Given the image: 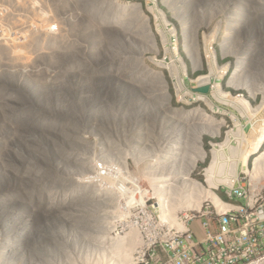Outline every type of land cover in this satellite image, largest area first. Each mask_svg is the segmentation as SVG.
I'll list each match as a JSON object with an SVG mask.
<instances>
[{
    "label": "rangeland",
    "instance_id": "374dc122",
    "mask_svg": "<svg viewBox=\"0 0 264 264\" xmlns=\"http://www.w3.org/2000/svg\"><path fill=\"white\" fill-rule=\"evenodd\" d=\"M262 134L264 0H0V264H87L132 231L136 264L163 209L213 202V149L221 200L264 184Z\"/></svg>",
    "mask_w": 264,
    "mask_h": 264
},
{
    "label": "built area",
    "instance_id": "2783aa9c",
    "mask_svg": "<svg viewBox=\"0 0 264 264\" xmlns=\"http://www.w3.org/2000/svg\"><path fill=\"white\" fill-rule=\"evenodd\" d=\"M262 194L264 184L252 187L250 193L243 191L238 195L245 200L243 208L234 204L235 213L227 218H213L207 201L202 206L205 209L202 220L193 219L194 211H184L178 216L183 217L181 226L156 223V241L143 246L139 253L143 256L136 264H264ZM195 223H200L201 236Z\"/></svg>",
    "mask_w": 264,
    "mask_h": 264
},
{
    "label": "bare ground",
    "instance_id": "6f19581e",
    "mask_svg": "<svg viewBox=\"0 0 264 264\" xmlns=\"http://www.w3.org/2000/svg\"><path fill=\"white\" fill-rule=\"evenodd\" d=\"M172 34H173V32H172ZM165 42L166 41L164 40V43ZM208 53H209V56H210L209 59H210V62H211V65H210L211 66V72H210L209 75L199 76L197 78V80H195V85L197 87H202V86H206V85L210 86L211 85L209 82L211 81V78H212V74H213L212 71H213V68L216 67V65L218 64L217 63L216 52H215L213 47L211 49H209ZM188 57L193 62L195 61L196 57H194L193 54H191V56H188ZM182 66H183L182 67L183 71L186 72L187 71L186 64L183 63ZM242 70H243V61L238 59L237 62H236V68H235L234 72H235V74H237L238 72H241ZM171 74H172L173 77L177 78L178 83L180 84V86L183 85V78L181 77L180 71L178 70L177 67L173 66ZM216 87H217L216 91L212 92V96L213 97H215L217 99L224 98V100H226L228 103H230L231 105H234V106L236 105V103H238V104L240 103V102H237L238 100L241 101V103L246 104L245 100H243L242 98H239V97H236V96L234 97L230 93L224 92L220 85H217ZM181 90H183V89H181ZM179 91H180V89H179ZM210 92H211V88H210ZM186 94H187V92H186ZM198 99H201V100H203L205 102L207 101L209 104L211 103L210 102V98L207 97V95L198 97ZM263 143H264V134L259 135L256 138V144H255V147H254L255 149L254 150L255 151H259L260 148L262 147ZM211 155H212L211 156V160H210L208 166L204 169L205 183H206V185L208 187L207 188L208 190H204L205 192H202V193H204L203 197L205 199H207V200H212L214 202V203L213 202H209V208L211 210V213L213 214V218H227V216L229 214L235 213V205L232 204V203L221 201V199L218 197V195L214 191L215 189H217V187L215 186V177H216L217 174L221 175L223 173L222 171L224 170L223 165L220 164V162L223 161V159H224V155H223V152L222 153L217 152L216 149L212 150ZM203 156H204V153L201 155V157L203 158ZM193 163H195V162H193ZM237 164L238 163H234L232 165V168L230 169V175H232L233 177H236V175H237V173H236L237 172ZM254 164H255V166H254L255 169H253L254 172H253L251 178H252V180H254L255 178H256L255 180H258V178H260V177H256L257 172L260 171V170L262 171V169L264 171V165H263L264 164V152H263V154L261 156H259L255 160ZM192 165H194V164H192ZM192 169H194V167ZM258 173H260V172H258ZM186 176L187 175H185L184 178L189 183H191V186L188 184L190 187H193L194 189H197V190L198 189H202V187L204 186L203 184H201V183H199L197 181H193L190 178V176H187V177ZM219 182L220 183L223 182V183L227 184L230 188H233L234 184H235L234 180H230V179L229 180L228 179H224V180H221V181L219 180ZM203 188H205V187H203ZM129 195H131V194H129ZM162 196H163L162 194H159V196H158V198L160 200V204L161 203L163 204V202H164L163 201L164 199L162 198ZM230 198L233 199L232 194H230ZM131 199L133 200V197ZM260 205H264V194H262L260 196ZM236 208H243V204H241V203L236 204ZM166 211L167 210L163 209V212H161V217L157 221V225H159V226H175V225H177V226L180 225L181 226V225H183V217H171V216H169V214H166ZM204 217H205V209L202 208V207H200L196 211V213L193 214V219L194 220H202V219H204ZM177 218H178V220H177ZM170 222L173 223V225H171ZM127 235H129V236H127ZM127 235H125L124 237H120L117 241L110 242L109 246L103 249V252L98 253L95 257L92 256V260L90 262H87V264H133L135 258L132 257L131 252L133 251V246H134L135 241H136V237L134 236V235H136V233L134 234L133 231H132L130 233H127ZM137 240H138V238H137ZM137 242L138 241H136V244H137ZM125 249H126V251H124Z\"/></svg>",
    "mask_w": 264,
    "mask_h": 264
},
{
    "label": "water",
    "instance_id": "95a60500",
    "mask_svg": "<svg viewBox=\"0 0 264 264\" xmlns=\"http://www.w3.org/2000/svg\"><path fill=\"white\" fill-rule=\"evenodd\" d=\"M196 92H200L203 94H208L210 92V86L206 85V86H202V87H197L193 89Z\"/></svg>",
    "mask_w": 264,
    "mask_h": 264
},
{
    "label": "crops",
    "instance_id": "0c3cea01",
    "mask_svg": "<svg viewBox=\"0 0 264 264\" xmlns=\"http://www.w3.org/2000/svg\"><path fill=\"white\" fill-rule=\"evenodd\" d=\"M194 227H195V230H196L197 234L201 233V235H202V230L200 228V223H195Z\"/></svg>",
    "mask_w": 264,
    "mask_h": 264
},
{
    "label": "clouds",
    "instance_id": "9594fccd",
    "mask_svg": "<svg viewBox=\"0 0 264 264\" xmlns=\"http://www.w3.org/2000/svg\"><path fill=\"white\" fill-rule=\"evenodd\" d=\"M214 203V202H213ZM177 226V225H176Z\"/></svg>",
    "mask_w": 264,
    "mask_h": 264
}]
</instances>
